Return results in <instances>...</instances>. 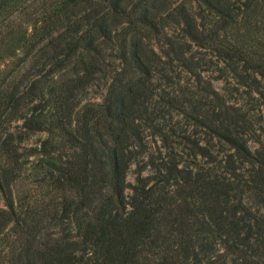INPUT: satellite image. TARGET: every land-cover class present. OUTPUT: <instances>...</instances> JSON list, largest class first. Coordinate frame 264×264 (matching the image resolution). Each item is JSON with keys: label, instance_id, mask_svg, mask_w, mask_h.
Here are the masks:
<instances>
[{"label": "trees", "instance_id": "obj_1", "mask_svg": "<svg viewBox=\"0 0 264 264\" xmlns=\"http://www.w3.org/2000/svg\"><path fill=\"white\" fill-rule=\"evenodd\" d=\"M205 70L264 106V0H0V264H264L262 116ZM29 156L47 190L17 203Z\"/></svg>", "mask_w": 264, "mask_h": 264}, {"label": "rangeland", "instance_id": "obj_2", "mask_svg": "<svg viewBox=\"0 0 264 264\" xmlns=\"http://www.w3.org/2000/svg\"><path fill=\"white\" fill-rule=\"evenodd\" d=\"M179 1V0H176ZM193 10L198 12L200 9L198 8V6H196V4H193ZM204 15H206L205 17V21L208 22L210 21V14H208V11L205 9L204 11ZM199 21V20H198ZM213 26V23L210 24V27ZM175 31H168L169 34L175 35L176 33L179 32V28H175ZM227 32H230V34L234 33V30H228ZM192 46V51H196L194 54L195 56H200L201 54L205 55V53H208V49L205 48H200L199 46H196L193 42L191 43ZM208 55V54H207ZM206 69V68H204ZM177 71H180V78L178 79V82L175 83L174 87L175 89H177V95L179 94V96L177 97L178 99H181L182 102H185V106L188 102V100H190L191 103H193L195 100H198L197 104H201V103H206V98L204 97L205 95L202 94L201 92L197 91L198 87L196 85V82L194 80V78L189 75V73L185 72L183 69L177 68ZM203 76L205 79H208L212 82V85L214 86L215 89H217L219 91V93H221L225 99H227L229 102L237 104L239 106H241L243 108L244 111H246L247 113H249V115L252 117V119H259V114L262 116V120L259 119V125L264 126V106H258L257 103H255V100H253V98L248 97L247 95H245V93H242L241 91L243 90L241 87L239 89V92H236L234 89L235 84L231 81L228 80L230 82H227L223 79H220L217 77L218 73L216 71L213 70H208V71H204L202 72ZM154 84L156 88V95L154 94L153 97L151 98V103L152 106L155 108V105L159 106L161 105V99L159 97V88L162 89L164 84L162 81H159V79H155L154 80ZM102 89H97V88H93L90 90L88 97L90 99H95V100H100L101 96H99V94L102 92ZM104 91V90H103ZM104 93V92H103ZM255 96V94H254ZM203 97V98H202ZM202 98V99H201ZM205 105V104H204ZM186 110H188L189 108L186 107ZM183 110H181L178 115H175V119H178V123L181 126L184 127V123H186L188 121V118L184 117ZM258 127V126H257ZM46 134L45 133H36L30 136L29 140L27 141V144L30 145H35L38 143L39 138H43L45 137ZM146 139L148 141V143L151 145L150 149L153 151H156V146H158L160 148V141L156 138V137H151L150 134H148L146 136ZM155 141V142H153ZM249 145L251 147H254L255 144L250 142ZM162 150V154L164 155L165 152L167 150L165 149H161ZM175 150L179 153L180 156H182V159H185L187 157L186 153L187 150L186 148L183 149L182 145L180 146H176ZM28 162L25 165V169L23 172V175L21 176V179H19L18 181H16V183L13 185V196L14 199L17 203H20V201H22V199H30V204L33 203H39V199H42L41 194L43 193V190H47L46 186H43V188H41L40 186V180H41V174H38L36 172V168L35 164H36V157L35 156H29V158L27 157ZM199 164L205 165V160L204 159H198ZM183 163V162H181ZM186 164V163H183ZM135 165L133 164L129 170V172L127 173V181L130 183H134V177H135ZM149 171H144V174L148 173ZM42 173V172H40ZM131 192V190L128 188L126 189V193L129 194ZM48 200V199H46ZM247 202L249 203V205L253 208H255V204L254 201L252 199L247 200ZM0 205L2 206L3 203L2 201H0Z\"/></svg>", "mask_w": 264, "mask_h": 264}]
</instances>
